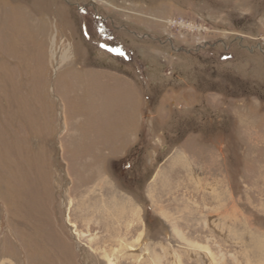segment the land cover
<instances>
[{
    "label": "rangeland",
    "instance_id": "obj_1",
    "mask_svg": "<svg viewBox=\"0 0 264 264\" xmlns=\"http://www.w3.org/2000/svg\"><path fill=\"white\" fill-rule=\"evenodd\" d=\"M111 262L264 264V0H0V264Z\"/></svg>",
    "mask_w": 264,
    "mask_h": 264
},
{
    "label": "bare ground",
    "instance_id": "obj_2",
    "mask_svg": "<svg viewBox=\"0 0 264 264\" xmlns=\"http://www.w3.org/2000/svg\"><path fill=\"white\" fill-rule=\"evenodd\" d=\"M109 184H107L106 183V180H104V179H100V181H99V183H98V186H95L93 189H92V192L91 193H89V195H86V196H83V200L84 201H87V205L84 203V202H82V200L81 201H79V203H80V205H82L83 206V211H84V214L86 213V212H89L90 214H91V218H95V220H92V221H94L95 222V224H97V223H99V219H97V216H98V208H95V203L92 205V206H89L88 204H89V202H88V200L89 199H91V196H96L97 194H94L95 193V189L97 188L98 189V192H101V190H106V188L107 189H110L109 188V186H108ZM97 189H96V191H97ZM108 191H111V189L110 190H108ZM113 201H115L116 203H111V202H106V203H102L101 202V204L103 205V206H109V207H107V209L106 210H111V211H114V214H113V219H111V218H107V219H105L104 218V216H103V220H104V222L106 221L107 222V224H109L111 221V223L110 224H112V223H114V224H117V226L116 227H114L113 229H111V230H109L112 226H110V228L109 229H107V228H104V229H106V230H108V231H112L108 236H106V239L105 240H108V241H111L110 240V238H111V236L113 235H117V237L118 236H120L121 235V232L119 231V225H121L123 222H125V223H127L128 222V219H129V217H131V219H129V222H132L133 221V219H136L137 218V213H136V211H135V209H134V207L132 208V209H130L128 206H127V204H121V198L119 199V198H115ZM112 201V202H113ZM105 202V201H104ZM97 220H98V222H97ZM94 224V225H95ZM114 226V225H113ZM108 227H109V225H108ZM100 229H101V226L99 227ZM133 229H130V230H126L125 232H123L122 234H124V235H126L127 233H129L130 231H132ZM109 233V232H108ZM100 240V239H99ZM123 241V240H122ZM124 243V242H123ZM123 248V247H122ZM121 248V249H122ZM130 248V247H129ZM126 249V248H125ZM119 251H120V249H119ZM136 251V250H135ZM124 253V252H123ZM122 253V254H123ZM137 254V253H136ZM133 256H135V254L133 255ZM110 264H113L112 262L110 263Z\"/></svg>",
    "mask_w": 264,
    "mask_h": 264
},
{
    "label": "crops",
    "instance_id": "obj_3",
    "mask_svg": "<svg viewBox=\"0 0 264 264\" xmlns=\"http://www.w3.org/2000/svg\"><path fill=\"white\" fill-rule=\"evenodd\" d=\"M155 105V110H156V107H158V104L156 105V104H154ZM146 106V105H145ZM140 124H141V131L140 132H138L137 134L135 133L134 135H133V137H132V143H130L129 145H128V147L127 148H124V149H122V153L119 155V156H123L124 154H126V152L128 151V149L129 148H131V147H133L134 145H136V144H138V141L142 138L141 137V135H142V133H143V131H144V127L146 126V123H145V120H144V118H143V115L141 116V118H140ZM151 149V148H150ZM149 152H151V150H148Z\"/></svg>",
    "mask_w": 264,
    "mask_h": 264
},
{
    "label": "built area",
    "instance_id": "obj_4",
    "mask_svg": "<svg viewBox=\"0 0 264 264\" xmlns=\"http://www.w3.org/2000/svg\"><path fill=\"white\" fill-rule=\"evenodd\" d=\"M179 22H182V21H176V20L172 21L173 24H174V23H179ZM182 23H183V22H182Z\"/></svg>",
    "mask_w": 264,
    "mask_h": 264
}]
</instances>
